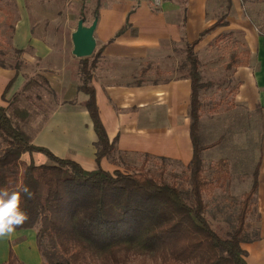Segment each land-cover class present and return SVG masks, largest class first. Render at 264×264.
<instances>
[{
    "label": "crops",
    "instance_id": "0c3cea01",
    "mask_svg": "<svg viewBox=\"0 0 264 264\" xmlns=\"http://www.w3.org/2000/svg\"><path fill=\"white\" fill-rule=\"evenodd\" d=\"M13 1L11 12L0 7L2 24L12 25L6 43L14 50H22L24 62L39 69L26 76L22 71L17 74L15 66L0 64L3 105L8 104L17 88L23 89L25 80L32 75L37 77L34 80H76L78 73L74 76L65 67L55 74L47 66L49 59L56 51L59 37L72 39L82 15L86 25L97 19L95 52L100 50L101 54L91 71L90 84L95 88L100 117L110 141L124 152L191 161L192 81L186 74L176 75L177 49L197 41L216 23L219 13L213 0H162L159 6L143 0ZM232 7L228 25L203 35L194 51L199 52L227 31L243 32L249 54L247 63L232 70V79L238 82L234 101L237 107L248 111L261 109L264 146V34L243 16L240 0H232ZM126 24V29L117 35ZM2 30L1 40L6 36ZM67 85L68 91L85 94L81 91L83 84ZM67 96L63 94L59 102L53 103L41 96L42 113L50 115L39 128L40 144L58 156L78 161L86 169H96L98 137L86 106L87 98L83 101L75 95ZM260 154L256 195L259 234L242 244L249 264H264V147ZM33 155L35 160L37 153ZM37 159L48 161L42 154ZM23 236L32 237L22 238L24 246L19 249L14 243ZM11 249L25 264H44L34 229L16 230L8 239H0V264L9 260Z\"/></svg>",
    "mask_w": 264,
    "mask_h": 264
},
{
    "label": "trees",
    "instance_id": "16d2710c",
    "mask_svg": "<svg viewBox=\"0 0 264 264\" xmlns=\"http://www.w3.org/2000/svg\"><path fill=\"white\" fill-rule=\"evenodd\" d=\"M226 25L227 16L220 17L197 41L186 44L188 77L192 81L190 116L194 150L183 179L189 180L190 189L180 184L182 177L169 179L165 169L155 174L145 166L124 172L101 165L103 158L115 149V143L108 137L95 88L90 84L100 50L80 58L85 64L93 58L90 68L84 64L81 91L87 95L86 106L98 137L96 169H86L78 161L34 143L33 135L25 129L31 112L14 105L20 99L17 94L9 105L0 102V137L6 141L0 150V189L27 185L32 191V198L25 197L21 204L29 220L16 230L36 231L37 245L46 257V264H91L98 257L107 264H130V254L142 251H154L158 264H249L242 244L247 241L249 215L253 206H257L260 162L253 173L252 186L243 195L237 225L231 232L222 236L205 215L204 195L210 182L205 174L203 152L219 142L201 143L200 92L211 83L202 82L194 49L203 35ZM126 27L127 24L117 35ZM233 33H222L215 42ZM16 51L22 54V50ZM246 51L244 62L236 61L235 65L232 59L227 67L247 63L249 50ZM0 64L8 66L1 61ZM14 68L19 74L20 65ZM35 83L26 81L23 90H29ZM35 153L46 156L47 163H36ZM25 154L30 156L29 160L24 158ZM2 264L25 263L11 249L9 260Z\"/></svg>",
    "mask_w": 264,
    "mask_h": 264
},
{
    "label": "rangeland",
    "instance_id": "374dc122",
    "mask_svg": "<svg viewBox=\"0 0 264 264\" xmlns=\"http://www.w3.org/2000/svg\"><path fill=\"white\" fill-rule=\"evenodd\" d=\"M0 1L3 2L0 3L2 4L0 7L6 11L8 9V12H11L14 9L13 0ZM213 1L217 5L218 18L232 14V0ZM240 2L243 16L251 20L259 31L264 34V0H240ZM11 15V18H13V13ZM11 23L13 24L12 21ZM2 29L6 31V36L1 40L3 34L1 35L0 33V61L8 66L20 65V71L26 73V76L36 72L39 69L37 66L25 63L23 54H18L16 50L6 43L12 31L10 22L6 26L0 20V32L3 31ZM233 32L231 36H227L217 42L213 40L205 48L195 52L199 60L202 82L211 83L208 88L200 92L202 100L201 143L205 145L216 141L219 142L215 147L203 152L205 174L210 182L209 190L204 195L207 203L205 215L211 226L222 236H226L237 225V216L240 212L243 195L253 183V173L259 163L261 148L263 151L264 147L261 144L263 142L261 109L257 108L254 111H248L246 108L237 107L234 101V96L238 90V82L232 79L234 67L228 68L227 66L232 59H234L233 64L235 65H237L236 61H245L247 43L243 32L236 30ZM72 50L71 37H59L56 51L51 55L50 63L47 66L53 69L55 74L60 70L62 71L64 67L68 68L74 72L72 73L74 76L78 73L76 80H35L37 83L33 84L29 90L17 88L16 94L20 99L14 105L30 110L31 118L28 120L25 129L33 137H38L34 142L38 145H41L39 128L43 124L42 120L45 121L50 115L42 113L43 107L39 105L42 98H46V102H59L63 94L66 97H68L67 95H75V97L83 101L87 98L86 94L79 93V90L76 92L68 91L67 84L69 86L83 84V67L87 65L90 68L93 58L85 64L80 58L71 53ZM236 58L238 59L236 60ZM177 62L178 73L176 75H188L190 63L187 60L186 47L178 46ZM182 66L184 67L183 69L180 68ZM34 78L37 77L32 75L29 80H34ZM73 92L75 94H71ZM44 108L47 109L48 106L45 105ZM83 111L85 112V109ZM5 146V139L0 137V150ZM39 154L35 155V161L38 164H44L46 161L37 159ZM24 158L28 160V155L26 154ZM164 158L163 161L162 156L158 157L151 154L147 157L146 153L143 152L120 151L115 144V149L103 158V167L111 171L120 169L124 172H129L145 166L146 170L155 174H159L165 169L169 179L171 177H176L177 179L182 177L180 179L181 183H179L184 185V188L190 189L189 180L183 179L190 162L187 163L169 157ZM38 161L44 162L39 163ZM247 225L249 229L246 233L248 241L259 234L257 206H253ZM30 237L32 236L19 237L14 244L21 249L24 246L21 241L22 238L25 240ZM5 238L8 239V237ZM26 246L29 248L28 243ZM42 257L44 264H46V257ZM91 264L107 263L104 259L98 257L93 259ZM130 264H158V262L154 251H142L130 254Z\"/></svg>",
    "mask_w": 264,
    "mask_h": 264
},
{
    "label": "clouds",
    "instance_id": "9594fccd",
    "mask_svg": "<svg viewBox=\"0 0 264 264\" xmlns=\"http://www.w3.org/2000/svg\"><path fill=\"white\" fill-rule=\"evenodd\" d=\"M32 191L27 185L17 189H0V239L11 237L18 227H22L29 215L21 207L22 200L31 199Z\"/></svg>",
    "mask_w": 264,
    "mask_h": 264
},
{
    "label": "water",
    "instance_id": "95a60500",
    "mask_svg": "<svg viewBox=\"0 0 264 264\" xmlns=\"http://www.w3.org/2000/svg\"><path fill=\"white\" fill-rule=\"evenodd\" d=\"M98 20L95 19L91 25H86L84 18L78 21L77 29L72 34V53L77 58L92 56L97 47L94 36Z\"/></svg>",
    "mask_w": 264,
    "mask_h": 264
},
{
    "label": "built area",
    "instance_id": "2783aa9c",
    "mask_svg": "<svg viewBox=\"0 0 264 264\" xmlns=\"http://www.w3.org/2000/svg\"><path fill=\"white\" fill-rule=\"evenodd\" d=\"M87 1H90V0H87ZM143 1H148L153 6H159L162 3V0H143Z\"/></svg>",
    "mask_w": 264,
    "mask_h": 264
}]
</instances>
